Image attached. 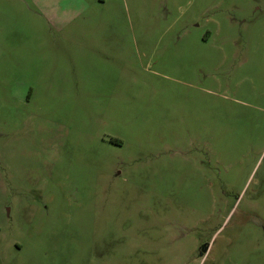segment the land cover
<instances>
[{
  "label": "rangeland",
  "instance_id": "1",
  "mask_svg": "<svg viewBox=\"0 0 264 264\" xmlns=\"http://www.w3.org/2000/svg\"><path fill=\"white\" fill-rule=\"evenodd\" d=\"M0 264H264V0H0Z\"/></svg>",
  "mask_w": 264,
  "mask_h": 264
}]
</instances>
